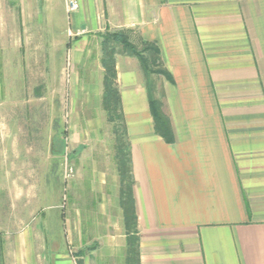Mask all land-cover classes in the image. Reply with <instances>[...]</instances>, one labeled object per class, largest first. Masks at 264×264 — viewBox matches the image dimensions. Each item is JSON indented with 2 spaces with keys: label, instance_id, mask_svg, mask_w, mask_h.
Returning <instances> with one entry per match:
<instances>
[{
  "label": "crops",
  "instance_id": "crops-1",
  "mask_svg": "<svg viewBox=\"0 0 264 264\" xmlns=\"http://www.w3.org/2000/svg\"><path fill=\"white\" fill-rule=\"evenodd\" d=\"M77 2L68 12L66 0H0V54L12 56L7 70L49 69L64 52L71 70L103 71L107 31L157 48L166 76L115 44L140 264H264V0ZM151 97L172 142L155 133ZM108 176L87 214L92 242L65 254L39 223L37 252L28 227L12 253L3 242L0 264H126L117 163Z\"/></svg>",
  "mask_w": 264,
  "mask_h": 264
},
{
  "label": "rangeland",
  "instance_id": "rangeland-1",
  "mask_svg": "<svg viewBox=\"0 0 264 264\" xmlns=\"http://www.w3.org/2000/svg\"><path fill=\"white\" fill-rule=\"evenodd\" d=\"M10 57L0 54V238L12 253L30 227L37 252L41 223L48 242L69 255L92 242L87 214L100 207L117 163L114 124L101 104L103 71L71 70L64 52L49 69L7 70Z\"/></svg>",
  "mask_w": 264,
  "mask_h": 264
},
{
  "label": "trees",
  "instance_id": "trees-1",
  "mask_svg": "<svg viewBox=\"0 0 264 264\" xmlns=\"http://www.w3.org/2000/svg\"><path fill=\"white\" fill-rule=\"evenodd\" d=\"M101 64L103 66V92L102 109L106 113V118L114 124L117 148L116 160L119 175L120 191L119 200L123 211L124 227L127 236V246L125 254L126 264H140L137 216L135 213V203L133 198V176L131 170V155L129 141L126 135L123 115L121 111V100L117 85V72L115 68V44L120 45L128 54L137 57L143 70L148 73H163L154 68L157 48L150 43H145L142 48H138L130 40L125 31H107L101 35ZM148 53V54H146ZM149 109L153 118L155 133L160 135L166 142L173 141V133L169 116L163 110V103L158 98L149 99ZM3 242L0 238V259L2 258Z\"/></svg>",
  "mask_w": 264,
  "mask_h": 264
},
{
  "label": "built area",
  "instance_id": "built-area-1",
  "mask_svg": "<svg viewBox=\"0 0 264 264\" xmlns=\"http://www.w3.org/2000/svg\"><path fill=\"white\" fill-rule=\"evenodd\" d=\"M79 4L77 0H66V10L68 12L78 9Z\"/></svg>",
  "mask_w": 264,
  "mask_h": 264
}]
</instances>
